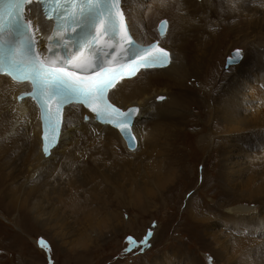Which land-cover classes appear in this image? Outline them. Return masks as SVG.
<instances>
[{"label": "bare ground", "instance_id": "1", "mask_svg": "<svg viewBox=\"0 0 264 264\" xmlns=\"http://www.w3.org/2000/svg\"><path fill=\"white\" fill-rule=\"evenodd\" d=\"M122 8L132 37L142 44L156 38L153 27L159 19L169 21L162 44L171 51L170 64L150 71L140 70L133 77L117 82L110 93L111 100L121 107H140L133 124L137 147L127 151L117 132L108 127L105 128V137L98 140L78 124L72 133L64 129L58 144L48 157H44L40 152L35 108L27 99L13 108L10 95L22 86L0 76V194L3 193L0 203L5 201V210L14 208L27 212L31 200L32 211H39L36 222L41 223L47 233L52 232L64 242L66 235L75 232L74 238H79V242H73V247L82 248V244L92 243L94 239L85 236L88 230L96 231L98 226L101 234L107 233L108 237L125 228L132 230V220L123 222L119 213H104L109 207L105 202L102 209L97 210L90 205L88 194L94 198L92 191L98 188V180L112 165L136 166L135 169H144L147 175L135 190L134 186L121 187V181L114 178L113 186L118 190H112L115 194L111 199L120 210L125 202L138 201L141 192L154 195L148 180L157 183V187L164 191L167 183L173 182L180 172L175 170L176 159L168 160L169 154L178 137L184 141V131L189 125L187 117L195 107L197 116L206 121L204 132L196 123L194 130L200 133L197 141L206 147L212 136L218 134L220 137L212 149L218 162L214 179L221 187L220 192L231 199L224 201L229 204L224 203L225 209L218 203L219 206L216 204L215 210L206 215L204 205L195 200L191 192L185 199L187 223L183 229L198 226L200 248H207L215 263L264 264V149L261 148L264 145V0H122ZM41 22L49 26L47 22ZM220 27L223 28L221 32ZM225 35H230L233 43L244 44L246 50L239 63L229 64L233 68L225 75L224 82L216 87V62L225 46ZM228 57H232L231 54ZM226 58L224 68H227ZM157 96L166 99L155 101ZM79 117L70 110L66 112L67 119L77 121ZM215 126L219 127L218 131ZM258 132L262 140H253L252 134ZM7 153L13 157L7 158ZM193 153L196 156V152ZM73 163L78 167L72 168ZM6 180H14V185H9ZM51 189L64 203V208L75 214L73 220H79L76 230L72 225L75 231L54 233L55 228L69 227L70 223L67 218L59 221L56 208H52L41 195ZM86 193L87 200L84 201L81 197ZM122 193L128 198L125 199ZM243 202L245 205L240 204ZM77 213L79 216L76 217ZM150 226L154 227V224ZM148 231L150 234L146 236ZM162 231L163 225L155 234V240ZM152 232L153 229H147L142 241L152 240ZM47 236L53 239L51 235ZM166 252L150 263L142 256L141 264H160L159 260L168 257ZM186 257L183 263L176 260L169 264L203 263L195 258L196 254L191 256V261L190 256Z\"/></svg>", "mask_w": 264, "mask_h": 264}, {"label": "rangeland", "instance_id": "2", "mask_svg": "<svg viewBox=\"0 0 264 264\" xmlns=\"http://www.w3.org/2000/svg\"><path fill=\"white\" fill-rule=\"evenodd\" d=\"M222 29L223 28L220 27V32ZM232 39L233 38H231L230 35H225V46H223L224 48L222 47L223 49L221 50L219 59H217L216 62L218 69L216 72L217 77L213 76L216 87H219L224 82L226 79L224 78L225 75L228 74L227 72H229L231 68H233L231 65L227 66V68H224L225 58L228 57L230 52L234 49H240L241 54H244L246 50V46L244 44L233 43ZM202 97L204 99V95ZM156 100L157 99L155 97V101ZM190 112V116L187 117L189 125L186 128V131H184V141L178 137V140L175 142V144H173L174 149L170 152L168 159H176V162L174 163L175 170L177 171L179 169L180 172L177 174L173 182L167 183V188L164 191H161L160 188L157 187V183H154L152 180H148V184L154 190V195L149 196L146 193L141 192V198L138 201H135V203L125 202V205L121 206L120 210V208L117 207L115 202L111 199L112 195L115 194L112 192V190H118L113 186L114 178H117L121 181V187L133 188L134 186L135 190L138 188V185L141 183V181L147 179V175L145 171H143L144 169H135L136 166L117 167L112 165L106 170V174L98 180V188L92 191L94 198L88 194V198H91L90 205L97 210L102 209L105 202L109 207L108 209H105L104 213L108 211L119 213L123 222L132 220V230L125 228L120 232L110 234L108 237L107 233H104L103 235L101 234V230L98 226L96 227V231L88 230L85 236V238L94 239L92 243L89 244V242H87L82 244V248L78 246L73 247V242H79V238H74L75 232L66 235V240L64 242L59 240L58 237L54 236L52 232L47 233L45 231L46 228L42 226L41 223L36 222L35 217L39 211L38 213H34L32 211L30 208L31 200L28 202L27 212H22L21 210L17 211V209L14 208H8L5 210L3 204L6 203L3 201L0 203V264H75V262L81 260L82 258L84 259L82 260L83 262L81 261V263L77 264H141L142 256L147 262L150 263L153 262V260H158L159 257L161 258V253H164V251H167L166 256L168 257H165L164 261L159 260L160 264H169L176 260H180V262L183 263L187 260L186 256H190L189 260L191 261V256L194 254H196L195 258H197L200 263L203 262L202 264H211L210 262L212 259L211 256L208 255L209 250L207 248H200L202 242L201 236H197L198 226L191 225L189 229H183L185 223H187V214L184 207L185 199H187L189 194L193 192L194 199L198 200L204 205L205 214L207 215L209 211L215 210L213 208L216 204V206L221 204L220 206L225 209L223 206L225 203L224 201L230 200L231 198L229 195L222 194L220 192L221 187L220 185L215 184L217 182L214 179V171L216 168H218V162L216 157L217 155L216 153L214 154L212 152V149L216 147V143H218V139H220V137L218 134H215L212 136V141H209L208 146L202 147L204 143L201 144L197 141V139L199 140L200 138V133L194 129L197 127L196 123H198L200 127L203 128L204 132V127L206 128L204 124L206 121L204 122V117H202V119L201 117L199 118L197 116L198 109H195V107H192ZM201 119L203 120L202 123H200ZM214 128L217 131L219 129L218 126H215ZM196 132L198 135H196ZM182 135L183 134H181V136ZM197 136H199V138H197ZM252 138L253 140H262V136L259 132L257 134H252ZM198 144L199 146L201 145V147H199ZM188 147H190L191 150ZM189 150L190 154L188 153ZM193 150L196 152V156H194ZM11 156L13 157L12 154ZM11 156L9 153H7L6 157L11 159ZM205 161L207 168H205L204 165ZM182 165L184 166L181 167ZM76 166L77 164L73 163L71 167L75 168ZM64 180L65 179H63V181ZM6 182H9V185H14V180H6ZM57 183L58 185H63L61 182ZM57 183H55L56 189L58 188ZM69 183H72V180L69 181ZM100 184L103 185V187ZM49 192H45V194L44 192H41V195L45 196V201L51 204L52 208H56L55 214L57 217L59 215V221L67 218L70 223L69 227H64L61 229L55 228L54 233L62 234L64 231L66 232V230L75 231L78 228L76 223L79 220H73L75 214L64 208V203H61L58 200L57 196H55V194L52 192V189ZM1 194L0 195L3 196L2 192ZM122 194L125 199L128 198L125 193ZM86 195L87 193L82 195L81 199L86 201ZM240 204L245 205V202ZM225 205L227 206L229 204L225 203ZM143 207H146L147 209L144 210ZM219 211H221V209ZM65 212L71 213V215H68ZM44 214L47 215V213ZM44 214L43 216H46ZM60 214L62 217H60ZM77 214L78 215H76V217L79 216V213ZM151 224H154V227H151ZM72 225L75 230L72 229ZM162 225L163 231L160 237L155 240L154 236L160 230ZM144 228V232L147 229H153L151 235L152 240L149 239L148 242L132 245L131 249L129 250V242L127 241L126 237L132 236L135 240L142 241V236L144 233H142V231ZM178 229L181 230L177 231ZM46 234L51 235L53 239H50ZM146 235H149V232H146ZM41 239L46 241V245L44 247H41L39 243ZM213 264L218 263L213 262Z\"/></svg>", "mask_w": 264, "mask_h": 264}, {"label": "snow or ice", "instance_id": "3", "mask_svg": "<svg viewBox=\"0 0 264 264\" xmlns=\"http://www.w3.org/2000/svg\"><path fill=\"white\" fill-rule=\"evenodd\" d=\"M32 2L33 0H0V5L7 4V8L0 7V71L30 79L32 91L29 94L36 100L43 114L44 153L49 154V129L57 132L61 123L57 118L61 106L66 101L72 100L90 107L102 120L111 119L110 116L105 115L106 110L120 113L122 120L118 122V126L129 143L134 144L135 137L130 125L133 115L138 113L139 109L130 108L123 113L105 98L106 90L113 85L118 76H123V70L113 71L100 62L89 63L87 69H91L94 75L82 76L77 74V65L86 58L85 49L93 55L102 51L97 45L104 40L105 34L115 41L116 45L127 40L130 59L142 57L139 64L130 66L128 69L130 74L140 66L145 68L165 66V62L170 60V53L163 47L152 46L132 53L131 46L135 41L129 38L126 31L122 0H52L55 5L54 33L58 39L53 41L51 36L47 39L52 41L55 47L66 49L68 54L61 60L50 61L48 58H42L43 50L37 51L39 43L37 34L47 30L46 23L41 22L39 18L34 23L24 14L22 6L31 5ZM45 16L48 21L53 19L48 15L47 9ZM166 24L167 21H161V32L164 31ZM77 32L80 33L79 37L76 36ZM236 51L237 56L230 59V64L237 63L240 59L238 54L241 50ZM104 55L108 54L104 53ZM87 69L79 70L87 71ZM156 99L166 98L158 96ZM126 239L129 242V250L132 245L145 243L135 240L132 236ZM39 243L41 247L46 245L43 239Z\"/></svg>", "mask_w": 264, "mask_h": 264}, {"label": "water", "instance_id": "4", "mask_svg": "<svg viewBox=\"0 0 264 264\" xmlns=\"http://www.w3.org/2000/svg\"><path fill=\"white\" fill-rule=\"evenodd\" d=\"M236 50H237V49H234V50L231 52V56H232V57H227V58H226V61H225V62H226V63H225L226 66H228V65L230 64L229 61H230L231 58L237 56V51H236ZM238 55H239V57L241 58V54H240V52H239ZM239 60H240V59H239ZM231 64H235V63H231ZM157 97H158V96H157ZM157 97H156V98H157Z\"/></svg>", "mask_w": 264, "mask_h": 264}]
</instances>
